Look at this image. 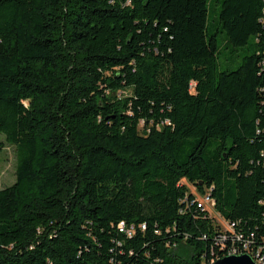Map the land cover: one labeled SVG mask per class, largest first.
I'll use <instances>...</instances> for the list:
<instances>
[{
    "label": "trees",
    "instance_id": "obj_1",
    "mask_svg": "<svg viewBox=\"0 0 264 264\" xmlns=\"http://www.w3.org/2000/svg\"><path fill=\"white\" fill-rule=\"evenodd\" d=\"M7 145L0 264L264 259V0H0Z\"/></svg>",
    "mask_w": 264,
    "mask_h": 264
},
{
    "label": "rangeland",
    "instance_id": "obj_2",
    "mask_svg": "<svg viewBox=\"0 0 264 264\" xmlns=\"http://www.w3.org/2000/svg\"><path fill=\"white\" fill-rule=\"evenodd\" d=\"M218 6H212L210 9L209 21L210 24L214 27L217 22ZM223 34H219L220 40H222ZM255 42V37H252L249 43V46L252 47ZM243 48L238 50L239 54H244ZM1 139H4V135L1 136ZM0 189L6 186L12 185L16 181L15 176V156L13 148L9 145L6 146L0 153ZM190 191L197 195L198 200L203 202V207L209 211V213L216 218L218 223L225 229H228L229 226L221 215L216 211L215 205L212 201H207V196H201L197 193L196 189L192 185H188ZM205 264V263H204Z\"/></svg>",
    "mask_w": 264,
    "mask_h": 264
},
{
    "label": "water",
    "instance_id": "obj_3",
    "mask_svg": "<svg viewBox=\"0 0 264 264\" xmlns=\"http://www.w3.org/2000/svg\"><path fill=\"white\" fill-rule=\"evenodd\" d=\"M210 264H257V263L251 255L247 253H243L239 255L225 256Z\"/></svg>",
    "mask_w": 264,
    "mask_h": 264
},
{
    "label": "built area",
    "instance_id": "obj_4",
    "mask_svg": "<svg viewBox=\"0 0 264 264\" xmlns=\"http://www.w3.org/2000/svg\"><path fill=\"white\" fill-rule=\"evenodd\" d=\"M205 196H207V198H206L207 201H212V202L214 203V205H215V200H214V199H212L209 195H205ZM198 206H199L200 208H202V209L205 210V208L203 207V202H201V201H199V200H198ZM227 224H228V226H229L228 229L232 228L231 225H229L228 222H227ZM120 226H121V230H123V229H124V224L121 223ZM224 237H225V236H224ZM239 237H240V236H239ZM247 245H248V244H245V246H244L246 249L248 248ZM239 254H243V253H239L238 250L234 248V249H231L227 255H239ZM247 254H248V253H247ZM249 255H250V254H249ZM251 256H252V255H251ZM252 257L255 259V261H256L257 264H264V259L260 257V254H257L255 257H254V256H252Z\"/></svg>",
    "mask_w": 264,
    "mask_h": 264
}]
</instances>
